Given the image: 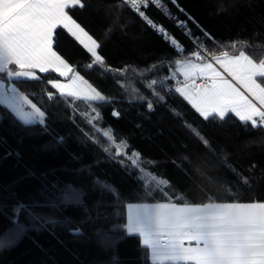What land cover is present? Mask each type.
I'll return each mask as SVG.
<instances>
[{
    "label": "trees",
    "instance_id": "1",
    "mask_svg": "<svg viewBox=\"0 0 264 264\" xmlns=\"http://www.w3.org/2000/svg\"><path fill=\"white\" fill-rule=\"evenodd\" d=\"M84 3L82 9L77 6L69 10L70 15L100 43L98 51L106 65L112 69L128 66L129 71L120 76L113 72L102 74L99 66L87 70L90 54L65 30H58L56 50L112 99V103L98 106L102 114V119L96 122L100 133L81 115H94L86 102L59 94L51 101L48 99L47 92L55 93L48 84L49 80L58 78L55 73L41 74L40 80L22 83L21 90L46 111L48 131L35 126L34 134L18 143L19 129L12 127L9 119L0 125V137L21 153L20 158H5L6 148L0 146V241L11 238L17 223L27 228L12 244L0 247V264H150L139 237L128 236L123 229L126 206L166 201L160 193L151 198L145 195L137 179L139 173L130 162L127 169L118 162L124 157L109 158L103 150L109 146L102 135L105 129H111L117 141H127L129 154L140 153L143 166L166 178L172 186L169 191L184 196L182 202L199 204L208 202L209 197L228 202L229 184L241 202L264 201V127L252 128L233 114L223 121L216 117L205 120L178 93L172 91L165 102H160L145 88L146 80L163 77L169 73V66L174 67L172 61L190 55L192 45L188 40L151 10V19L182 42L185 52L178 55L122 0H84ZM178 5L185 11L180 12L172 5L174 12L185 19L190 15L200 28L211 34L213 40L205 41L210 52L219 55L227 50L238 54L240 47L247 45L248 54L257 59L264 56L260 50L264 48V0H178ZM189 26L203 39L196 24L189 21ZM232 42L240 47L232 50L229 47ZM158 62H163L165 67L155 76L150 73L140 77L131 71ZM133 86L154 100L153 111L146 109V102H129ZM114 110L119 111L118 117L113 116ZM4 111L0 106V112ZM193 128L208 140L209 147L204 146ZM85 133L100 143H93ZM60 137L64 138L63 144L45 148ZM149 161L154 164L149 165ZM28 170L35 176H28ZM43 177L61 185L73 183L85 191L82 205L60 208L53 216L57 220L69 218L71 223L33 228L25 215H14L12 209L17 200L43 201L40 191L46 182ZM97 177L119 190V202L94 186ZM241 178H246L250 186ZM73 227H79L82 234H70ZM106 236L115 237L117 242L105 246Z\"/></svg>",
    "mask_w": 264,
    "mask_h": 264
},
{
    "label": "snow or ice",
    "instance_id": "2",
    "mask_svg": "<svg viewBox=\"0 0 264 264\" xmlns=\"http://www.w3.org/2000/svg\"><path fill=\"white\" fill-rule=\"evenodd\" d=\"M122 3L130 6L178 55L185 52L182 42L146 14V10L154 6L176 19L167 7L168 0H122ZM170 3L180 12L185 11L179 7L178 0H170ZM77 6L84 8V0H0V106L5 109L0 112V125L9 119L11 126L19 129L18 143H23L25 136H32L35 126L48 131L46 111L21 90L25 80H40L38 73H56L63 78L48 81L55 90V93H46L48 99H55L58 93L60 97L86 102L94 115H81L97 133L101 129L96 122L102 119L98 106L112 103L110 97L98 90L56 50L58 30H65L90 54L91 62L85 66L87 70L99 66L102 74L113 72L120 76L129 71L128 66L112 69L106 65L98 51L100 43L69 13ZM189 21L200 28L190 15L187 20L176 19V25L193 42L194 50L190 55L172 61L174 67L169 66L168 74L146 80L145 88L160 102H165L167 94L174 88L205 120L216 117L223 121L228 114H233L252 128L264 127V56L255 58L248 54L247 45L240 47L237 42H232L229 47L232 50L240 47L238 54L227 50L219 55L210 52L205 41L213 40L211 34L200 28L201 39V36L193 33ZM260 50L264 51V48ZM163 67L165 64L158 62L146 69L132 68L131 71L140 77H147L150 73L155 76ZM178 75L183 79H179ZM171 81H175V84ZM131 94L130 103L146 102L148 111L154 109V100L148 99L135 86ZM112 114L120 115L117 110ZM192 131L206 148L209 147L208 140L198 130L193 128ZM85 135L93 143H100L88 133ZM102 135L108 141L109 146L103 150L109 158L117 160L124 157L118 162L125 169L130 162L131 167L139 173L137 179L145 195L151 198L160 193L166 201L129 203L126 206L127 222L123 229L128 236L138 235L141 247L147 250L150 264H264V201L241 202L229 184L226 189L228 202H218L211 197L208 202L199 204L182 202L184 196L170 192L172 186L166 178L153 173L151 167L146 169L143 166L140 153H128L126 140L117 141L111 129L103 130ZM63 142V137L54 138V143L45 145V148ZM0 146L6 148L5 158H20L21 153L8 146L6 138L0 137ZM147 163L154 164L150 161ZM27 175L31 177L35 173L28 170ZM43 179L46 181L40 190L43 201L17 200L12 209L14 215H25L33 228L71 223L69 218L57 220L53 216L60 208L82 205L85 191L73 183L61 185L47 181L46 177ZM241 179L245 185H249L246 178ZM93 184L102 193H110L120 201L119 190L110 182L97 177ZM42 208L49 211H37ZM26 231L24 224L17 223L11 238L0 241V247L12 244ZM70 234L78 236L82 233L79 227H73ZM116 242L115 237L106 236L103 240L105 246L109 247Z\"/></svg>",
    "mask_w": 264,
    "mask_h": 264
},
{
    "label": "built area",
    "instance_id": "3",
    "mask_svg": "<svg viewBox=\"0 0 264 264\" xmlns=\"http://www.w3.org/2000/svg\"><path fill=\"white\" fill-rule=\"evenodd\" d=\"M130 7V6H129ZM167 7L170 9V11H171V13H172V16L173 17H175L176 19H181V20H187V19H185V18H182V17H180L176 12H174V10H172L173 9V7H172V4L170 3V0H168V3H167ZM131 8V7H130ZM151 10L152 11H155L157 14H159L163 19H164V21H166L165 23H167V24H169V25H171L177 32H178V34H180V36H183V37H185V35L183 34V30L182 29H180V28H178L177 27V25H176V19H173V18H171V17H169L168 15H166V14H164L163 13V11L161 10V9H158V8H156V7H154V6H150L147 10H146V14L151 18ZM134 11V10H133ZM154 21V20H153ZM155 22V21H154ZM157 24H159V25H161V23H157ZM162 37V36H161ZM163 38V37H162ZM187 40H188V42L192 45V51L194 50V44H193V42L189 39V38H187V37H185ZM163 40H165L164 38H163ZM198 83H199V81H197ZM175 84V83H174ZM173 84V85H174ZM173 91H174V88H173ZM175 92V91H174ZM146 109H147V107H146ZM153 111V110H152ZM151 112V111H150Z\"/></svg>",
    "mask_w": 264,
    "mask_h": 264
},
{
    "label": "crops",
    "instance_id": "4",
    "mask_svg": "<svg viewBox=\"0 0 264 264\" xmlns=\"http://www.w3.org/2000/svg\"><path fill=\"white\" fill-rule=\"evenodd\" d=\"M88 53V52H87ZM41 74H46V73H38V75L40 76ZM56 74V73H55ZM56 76L58 77V75L56 74ZM59 78V77H58ZM54 79H57V78H54ZM59 79H63V78H59ZM181 79H183V78H181ZM55 91V90H54ZM56 94H58V93H56ZM126 215H127V211H126ZM126 222H127V220H126ZM136 236H138V235H136Z\"/></svg>",
    "mask_w": 264,
    "mask_h": 264
},
{
    "label": "rangeland",
    "instance_id": "5",
    "mask_svg": "<svg viewBox=\"0 0 264 264\" xmlns=\"http://www.w3.org/2000/svg\"><path fill=\"white\" fill-rule=\"evenodd\" d=\"M218 67V66H217ZM179 76V75H178ZM181 78H183L182 76H181ZM63 80V79H62Z\"/></svg>",
    "mask_w": 264,
    "mask_h": 264
}]
</instances>
